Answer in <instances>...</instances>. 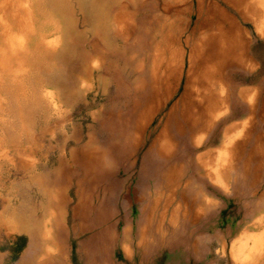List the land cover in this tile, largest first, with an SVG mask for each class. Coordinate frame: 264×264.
<instances>
[{
	"label": "rangeland",
	"instance_id": "obj_1",
	"mask_svg": "<svg viewBox=\"0 0 264 264\" xmlns=\"http://www.w3.org/2000/svg\"><path fill=\"white\" fill-rule=\"evenodd\" d=\"M199 1L201 0L190 1L194 14L187 16V24L180 37L178 48L182 53L178 58L177 66L175 65V71L170 49L163 44L158 29L154 25L145 23L139 32L138 62L142 64L145 72L155 69L164 73L167 71L168 74H165L162 80L164 82L170 80L171 85L169 93L165 94L160 102V110H156L148 121L145 133L143 132L145 135L142 133L138 146L131 151L132 154L125 153V149L119 150L118 146H115L114 152L117 151L118 155L109 153L101 161L95 158L96 162L87 167L88 172L84 167L89 158L94 156L86 155V146L92 142L93 147L103 149L104 143L109 141V133L101 131L102 121L107 118L105 116L108 112H112L114 106L124 107L125 104L124 100L123 103L116 102L117 85L111 77L108 76L107 79L100 77L102 72L100 73L96 68L101 61L100 56L95 55L91 59L93 71L96 68V72L88 75L89 77L86 76L82 90H78L74 83L69 81L71 74L67 71L72 68L62 66L59 68L61 70L59 74L52 73L45 78L46 81H52L57 85L56 90L51 89V92L55 94L54 104L59 106V112L48 119L44 116H35L37 118L35 126L33 125L30 130L32 144L27 145V141L23 139L24 148L32 147V152L31 150L18 152V148L10 143L8 128L4 125L14 123V117L4 115L5 113L1 116L3 119L0 123V141L6 144L0 149V217L3 214L11 222L17 219L19 224L20 220L30 224L36 219L48 223L49 218L40 216L50 202L47 191L57 187L60 188L57 190L62 191L63 200L59 215H62L60 224L64 233L60 234V239L65 248V256L62 262L61 260L56 263L45 261L44 264H264V257H261L264 254V240L253 251L254 238L264 235V226H255L257 218L262 215L254 217L251 207L244 204L235 193L223 190L221 184L207 181L202 191L197 183H194L195 185L189 183L190 179L187 175L179 173L181 169L188 171L190 167L194 170L196 160L199 158L205 161L204 158L210 152H222L225 145L224 131L235 125L236 128H240L249 119V115H245L244 110L250 109L253 103L259 109L257 111L263 115L261 121L264 124V84H262L264 36L258 31L257 25L244 21L242 16L220 0L214 1L226 14L234 18L235 24L242 30L241 37H237L238 40L236 37L232 39L236 46L233 45L232 51L222 57L223 62L219 65L218 75L216 74L215 81L213 80L217 82V87L224 89V96L229 101L222 105L221 117L219 116L207 131L199 132L195 127L191 128L187 117L183 115L182 111L188 107L189 101V97L184 96L188 81L198 73L203 74L200 72L202 58L213 56L212 58L217 59L222 38L217 39V47L214 40L213 48L207 46V43L211 42V37L203 41L204 47L196 52L198 57H194L193 63L190 48L183 44L189 38L199 44L202 39L213 34L215 25L218 35L226 33L229 27V23H219L220 19L214 14V9L213 12L207 10L211 0L204 1L205 7L202 13H199L200 21H198ZM93 2L94 0H70L73 11L70 20L83 35L82 45L86 52L92 50L95 40L90 31L93 27L90 24L92 19H89L88 25L84 24V9ZM111 4L112 0H107V6ZM51 39L59 41V46V38ZM239 42L245 43V47L240 48ZM211 64L212 62L210 66ZM169 76H175V79ZM135 77L136 75L130 77L129 72L126 71L121 73V78L128 83H132ZM252 98L253 102H251ZM65 100H70L71 106L67 105L69 103ZM3 106L9 108L10 105L5 101ZM176 106L181 110L179 109V115L172 119L171 137L174 138L173 143L175 141V151L172 154L177 157L178 163L175 164L177 170L169 173L174 184H169L164 178L163 186L159 189L152 181V175L143 177L142 163ZM198 107L202 108L204 105ZM102 111H105L104 115ZM257 116H259L258 112ZM258 120L257 118L256 121ZM233 132L238 134L237 129ZM250 136H246L244 132L241 137V141L246 142L247 146L245 145L243 151L239 153L242 155L239 164L240 167L245 164L252 167L250 169H253L251 171L253 174L255 168L252 162L254 157L259 156L257 141L260 145V141L263 140L264 144V133L259 130ZM179 141L180 143H177ZM66 148L67 157L57 159V167L54 171L55 163L52 161V156H56L60 151L65 152ZM113 155L117 157L118 163L110 160ZM22 157L28 163V168L18 171ZM159 158L162 160L161 156ZM32 172L37 175V182L31 180ZM92 174L96 175L94 179H91ZM258 187H261L260 193H262L264 191L262 179L256 182V188ZM51 226L52 224L43 230L45 236L51 233L53 229ZM7 229L8 227L2 224L0 219V264H22V257L27 254L31 242L30 236L22 232L8 234ZM248 238H253L254 241ZM54 250L57 248L54 247ZM27 263L37 264L35 261Z\"/></svg>",
	"mask_w": 264,
	"mask_h": 264
},
{
	"label": "bare ground",
	"instance_id": "obj_2",
	"mask_svg": "<svg viewBox=\"0 0 264 264\" xmlns=\"http://www.w3.org/2000/svg\"><path fill=\"white\" fill-rule=\"evenodd\" d=\"M190 1L112 0V4L107 6V0H94L93 4H88L84 9V24L88 25L89 19H92L90 24L93 27L90 31L95 40L92 50L86 52L82 45L83 35L72 25L70 14L73 11L72 5L70 6V0H0V123L3 119L1 116L4 113V115L14 117V123L4 125L5 128H8L7 133L10 135V143L15 148H18V152L30 151L32 147L28 149L24 148L25 142L23 139L27 141V145L32 144L30 130L36 123L37 118L35 116H44L48 119L54 113L59 112V106L54 104V101H56L55 94L51 92V89L57 88V85L52 83V81H46V77H49L52 73L61 71L59 68L62 66L69 69L72 68L70 71H67L69 72L68 74H71V76L69 75L71 77L69 81L70 83L73 82V85L78 90H82L85 86L83 83L86 82V76L93 74V72L95 73V69L97 68L100 70V73L102 72L100 74L102 79H107L110 76L116 83V102L123 103L124 100L125 104L124 107L114 106L112 112H108L107 116H105L107 118L102 121L101 131L109 133V141L104 143L103 149L93 147L91 142L85 148L86 155H94L95 158L97 157L101 161L105 155L111 154L114 151L115 146H118L119 150L121 148L125 149V153L129 152L130 154L138 146L140 136L143 132L145 133L148 121L152 118V115H154L156 110H160V102L164 95L169 93L171 85L170 80L167 82L162 80V77L168 74L167 71L164 73L159 71V69H155L145 72L142 64L138 62L137 38L139 32L145 23L154 25L158 29L163 44L170 49L175 71V65L177 66L179 62L178 58H180L182 53L178 48V43L181 39L184 26L187 24V16L194 14ZM204 1L201 0L198 3V19L199 13H202L205 7ZM220 1L242 16L244 21H250V23L252 22L257 25L258 31L264 36V0ZM213 9L214 14L221 20H218L219 23H229L228 31L218 35L215 31V25L213 26L215 27L213 34L202 39L199 44L191 38L185 44L182 43L185 47L190 48L191 62L193 63V59L197 56L196 52L204 47L203 41L211 37V42L209 41L207 46L213 48L214 40L217 47V39L219 37L222 38L220 50L217 52V59L212 58L213 56H208L207 59L205 57L202 58V69L200 72H203V74L198 73L197 76L188 81L185 87L184 96L189 97V101L187 103L188 107L183 109L182 112L187 117L191 128L195 127L196 131L199 132L207 131L214 125V121L223 113L222 105L229 101L224 96V89L217 87V82H213V80L216 74L218 75L219 65L223 62L222 57L228 55L232 51L233 45H235L232 41L235 37L236 39L237 37H241L242 34V30L235 24L234 18L226 14L216 1L211 0L207 6V10L213 12ZM245 31L243 33H246ZM109 35H111L110 38H108ZM52 37L60 39L59 46V41L51 39ZM238 45L240 48L245 47V43L243 42H239ZM95 55L100 56L101 61L98 62V66L93 71L90 61ZM113 69L115 70L113 71ZM123 71L129 72L130 77L136 75L135 80L131 81L132 83L125 82L121 78ZM169 78L175 79V76H169ZM5 101L9 103V108L3 106ZM65 101L69 103L70 100ZM253 101L252 98L251 102ZM70 103L67 105H70ZM198 105H204V107L199 108ZM179 109L178 106L172 109L170 117L165 125L163 123V129L158 133L156 140L152 143L150 151L142 163L143 177L152 175V181L156 183L159 189L163 186L164 178L166 181L168 180L169 184H174V181L170 179L169 173L177 170L175 164L178 162L176 160L177 157H174L175 154H172L175 151V141L173 143L172 140L174 138L171 137V133L173 127L172 119L179 115ZM257 110L259 109L253 103L250 109L244 110V114L249 115V119L241 127L239 126L240 128H236L237 126L235 125L231 129L229 128L231 131L229 129L224 131L223 138L225 145L222 152H210L206 158H204L205 156L203 157L205 161H201L199 158L196 160L197 162L195 163L197 164L194 170L189 166L190 169L188 171L181 169L179 173H182L184 176L187 175L190 179L189 183L192 185L197 183L200 186V190L206 185L207 181H210L221 184L222 189L225 191L235 193L244 204L251 207L254 217L262 215L257 218L255 223V226L262 227L264 226V191L260 193L261 187L256 188V182L260 179L264 182L263 140L262 142L260 141V145L259 141H257L259 156L254 157V162L250 161L254 164V173H251L253 169L251 170L250 168L252 167L246 164L240 167L239 164L242 157L239 153L243 151L246 145V142L241 141L243 133L245 132L248 137L259 130H261V133H264V124L261 121L263 115ZM257 112L259 116H257ZM103 113L105 111H102ZM257 118L259 119L258 121H256ZM257 123L259 126H257ZM234 128L238 130V134H234ZM239 130H241L240 133ZM144 133L143 135H145ZM177 143H180V141ZM5 144L4 141H0V149ZM121 144L122 146H120ZM111 145L113 146L111 147ZM49 147L51 146L49 145ZM109 147L110 149L108 150ZM159 156H161L162 160H160ZM87 166L88 163H85L84 167L88 172ZM26 168H28V163L22 157L20 158L18 171ZM30 177L32 181H38L35 172H32ZM44 179L46 180V178ZM48 181L46 182L48 183ZM57 189L60 188L57 187L54 190L47 191V198L50 201L49 205L47 204L48 207L43 210L41 215L38 214L41 218H49L48 223H43L37 219L33 220L30 224L25 223L23 220H20V224L18 223V232L28 233L31 239L28 252L25 258H22V264H28L27 262L33 263L34 261L37 264H44L45 261L56 263L59 260L62 262L64 259L65 248L60 239V234L64 233V229L60 224V217L62 215H59L63 199L62 191ZM0 219L2 224L7 227L12 226L11 221L5 218L3 214ZM51 224V228L53 229L51 233L45 236L43 230ZM248 239L253 241L255 239L254 251L255 248L260 246L261 241L264 240V235ZM54 247L57 250H54ZM242 251H244V248ZM261 257H264V254Z\"/></svg>",
	"mask_w": 264,
	"mask_h": 264
},
{
	"label": "crops",
	"instance_id": "obj_3",
	"mask_svg": "<svg viewBox=\"0 0 264 264\" xmlns=\"http://www.w3.org/2000/svg\"><path fill=\"white\" fill-rule=\"evenodd\" d=\"M60 151V150H59ZM112 153L115 155V154H117V151H112ZM112 153H111V155H112ZM89 155V154H88ZM113 155V158L111 159L110 158V160L111 161H115L116 163H118V161H117V157L115 158V156ZM118 155V154H117ZM91 156V155H90ZM89 156V157H90ZM59 157H67V148L65 149V152H63V151H60V152H58V154L56 155V156H52V161H53V163H55L54 164V168H53V170L54 169H56V167H57V159L59 158ZM112 157V156H111ZM81 158V157H80ZM79 158V159H80ZM97 158V157H96ZM115 158V159H114ZM96 162V159H95V156H93V157H90L89 158V161H87L86 163H88V166H89V164H94ZM87 166V167H88ZM92 170H94V168H92ZM89 176H90V174H89ZM87 177H88V175H87ZM96 177V175H94V174H92L91 175V179L93 178H95ZM11 224H12V226L11 227H8V229H7V232H8V234H10V233H13V232H18V221H16V219L15 220H13L12 222H11ZM6 232V233H7ZM31 243V242H30ZM29 246H30V244H29ZM23 259L25 258V256H23L22 257ZM23 261V260H22ZM21 261V262H22Z\"/></svg>",
	"mask_w": 264,
	"mask_h": 264
}]
</instances>
